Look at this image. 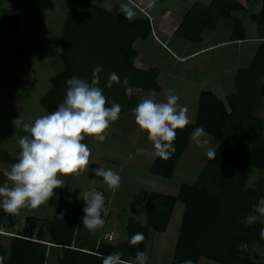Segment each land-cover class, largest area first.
Returning a JSON list of instances; mask_svg holds the SVG:
<instances>
[{
  "label": "trees",
  "instance_id": "obj_1",
  "mask_svg": "<svg viewBox=\"0 0 264 264\" xmlns=\"http://www.w3.org/2000/svg\"><path fill=\"white\" fill-rule=\"evenodd\" d=\"M240 8L235 0H213L203 10H197L196 6L178 26L176 37L198 41L204 29L213 28L219 19ZM200 11L201 20L195 21ZM259 21L264 24V8ZM235 22L232 37L236 39L241 36L242 27ZM150 34L148 23H131L120 15L99 9L92 0H76L63 31L61 59L65 70L50 79V90L39 102L41 107L47 113L56 110L65 98L66 81L76 76L90 82L97 65L103 69L99 86L109 101L108 106L112 93L107 92L106 81L111 72L121 78L120 84H113L115 91L119 89L121 94L125 92L122 83L125 77L133 89L159 91L158 71L134 66L137 54L133 43L145 40ZM262 57L264 46L256 61ZM105 58L107 61L101 62ZM250 75L246 70L237 74V91L225 102L210 91L201 93L195 120L185 129L177 130L176 151L168 160L157 157L151 173L165 180L173 178L179 160L193 143L190 134L198 126L217 144L215 159L208 160L194 184L181 185L176 196L152 193L145 206L146 224L127 218L126 240L117 244L102 242L97 246L96 242L87 246L78 242L82 208L77 204L76 195L62 187L56 189L48 201V205L55 208L52 220L29 217L25 228L8 236L7 244H0L4 264H46L49 244L61 250L59 264H102L101 257L113 252H121L123 259H129L137 251L145 252L151 233L167 231L178 202L185 207L172 264H183L185 260L198 264L201 259L216 264H264V259L253 251L255 247L264 248V239L259 234L264 227L261 222L264 217H259L252 225L241 223L244 216L252 213L253 204L264 197V179L254 188L248 186L250 169L264 171V120L259 117V108L254 109L256 104L259 106L255 96L264 97V85L256 91ZM115 95L117 103L127 105L117 92ZM17 133L19 137L29 135L22 131ZM88 139L86 136L82 142L87 143ZM17 157L2 150L0 165L9 167L17 162ZM4 181L3 171H0V186ZM9 217L12 220L14 215L9 213ZM137 232L143 233L145 239L138 245H130L131 237Z\"/></svg>",
  "mask_w": 264,
  "mask_h": 264
},
{
  "label": "crops",
  "instance_id": "obj_2",
  "mask_svg": "<svg viewBox=\"0 0 264 264\" xmlns=\"http://www.w3.org/2000/svg\"><path fill=\"white\" fill-rule=\"evenodd\" d=\"M75 1L0 0V86L5 90L4 97L19 95V92L14 91V85L10 83L13 82L12 76H14L22 78L25 82H49L48 87V84L39 83V87L45 86L43 87L44 94L38 97L40 102V99L50 90V79L65 70L61 59L63 31L67 16ZM235 1L241 6L239 10L232 11L227 17L219 19L213 28L204 29L199 40L193 42L176 37V30L194 7L197 6V10H203L209 7L213 0H131L137 15L128 21L148 23L151 28L148 38L138 39L133 43V49L137 54L134 66L140 70L156 69L160 90L134 89L132 95L134 99L131 100V97L126 99L125 92L121 94L119 89L115 91L114 85L112 89H108L107 92L112 93L110 96L112 101L117 92V95L122 97L121 100L126 101L127 105L122 106L123 113L120 114V118L110 125L106 133L107 139L104 142L89 137L86 144L89 148L91 147V157L94 159L91 161L90 158L91 166L110 168L117 172L122 180L118 189L106 187L103 192L106 199L105 211L102 213L105 224L102 230L97 229L91 232L83 228L81 218L77 232L78 242L86 246L96 242L97 246L102 242L109 243L106 236L112 234L114 240L110 244H117L115 243V232L120 228H126L128 217L134 218L143 225L146 224L145 206L152 193L176 196L181 185L195 183L209 160L207 158L200 168L197 164L200 160L194 157L189 159L186 152L179 160L173 178L165 180L153 175L151 168L157 156L154 154L152 143L147 139V133L141 131L135 123L132 109L136 106V102L148 96H152L158 102L164 101L168 91L171 90L180 97L178 103L188 107L189 118L193 122L197 116L201 93L210 91L225 102L237 91L235 78L240 71L246 70L251 73L256 91L263 87L264 57L256 61V56L264 46V24L259 21V15L264 8V0ZM92 4L112 15H120L126 19V16L119 10L118 0H92ZM199 13L195 21L201 20L202 12ZM235 21H238L242 27L241 36L236 39L232 37ZM4 23L7 25H3ZM106 61L105 58L101 62ZM52 71L55 75L36 78L37 73L42 75ZM11 73L12 76H10ZM255 98L259 101V106L256 104L254 109L259 108V117L264 120V97L259 98L256 95ZM31 108L35 109L33 105ZM45 114L48 113L39 103V108L33 114L31 113V123L36 117ZM20 116L23 119L29 118H25L24 114L23 116L18 115V113L13 114L12 118L17 119ZM19 138L18 136L17 141ZM208 139L211 141L210 146L216 149L217 144L212 139ZM204 150L202 147L199 148L197 154L204 153ZM97 152H100L99 156ZM187 160L188 163H186ZM6 168H8L6 164L0 165V171ZM60 178L64 181V187L76 195V201L82 208L83 217L85 201L81 194L91 190L82 186L75 174ZM97 178L103 180L102 177ZM46 207H51L48 202L38 209L45 211ZM184 207L181 202L175 205L167 231L162 234L164 235L162 239L156 241V245L160 246L152 247L149 253L147 249L145 250L148 264H172ZM51 209L55 208L51 207ZM6 214L9 215V213ZM32 214L34 210L28 211L20 221H18L17 214H13L14 219L9 224L10 227L5 229H3L5 219L0 220V234H3L0 238L9 240L8 236L15 235L25 228L29 217L47 221L52 218ZM51 214L55 215V210ZM172 230L176 232L172 233ZM125 237L126 234L123 239L116 240L120 243L125 240ZM49 246H51L49 250H58L56 262L59 264L61 250L51 244ZM160 256L167 261L162 263ZM204 260L201 259L198 264L206 261L214 263Z\"/></svg>",
  "mask_w": 264,
  "mask_h": 264
},
{
  "label": "clouds",
  "instance_id": "obj_3",
  "mask_svg": "<svg viewBox=\"0 0 264 264\" xmlns=\"http://www.w3.org/2000/svg\"><path fill=\"white\" fill-rule=\"evenodd\" d=\"M119 10L127 20L137 15L131 0H118ZM102 67L97 65L92 71V79L73 76L66 81V95L56 110L35 118L32 123L23 122L22 117L15 119V128L29 135L18 139L19 153L17 162L3 170L5 181L0 186V208L5 213L19 214L21 209H38L46 204L55 194V190L64 187L62 176L78 175L89 167L92 152L85 137L99 142L107 139L110 125L120 118L122 106L115 100L109 101L100 85ZM120 84L121 78L115 72L108 74L106 86ZM125 94L133 95L134 89L125 77L122 81ZM180 97L169 90L166 100L158 102L152 96L142 99L133 109L132 114L139 129L147 133L152 143L155 156L168 160L176 151L174 141L178 129H185L192 121L189 109L178 103ZM190 140L198 147L205 148V155L215 159L216 151L211 147L202 126L196 127L190 134ZM95 176L102 177L104 183L112 189H118L121 176L103 166L92 169ZM85 201L82 217L83 228L91 232L103 228L105 221V195L100 191L82 192ZM259 214V215H257ZM259 217H264V197L252 206V213L243 217L241 223L252 225ZM264 223V221H261ZM264 239V227L260 229ZM145 239L143 233H135L130 245H138ZM121 252L102 256V264H148L147 253L137 251L134 257L123 259ZM5 257L0 256V264ZM183 264H193L185 260Z\"/></svg>",
  "mask_w": 264,
  "mask_h": 264
},
{
  "label": "rangeland",
  "instance_id": "obj_4",
  "mask_svg": "<svg viewBox=\"0 0 264 264\" xmlns=\"http://www.w3.org/2000/svg\"><path fill=\"white\" fill-rule=\"evenodd\" d=\"M51 75H55L54 72H46L45 74H36V78L39 79L40 77H48ZM12 76V73L11 75ZM13 77V82H10L14 85V91L19 92V95H14V96H9L7 97V95L4 97L5 95V90H3L0 86V151L4 150L9 152L11 155H16L18 156V153L20 151L19 149V145H18V141H17V137H18V133L17 131H22V128H15L13 121L15 120L14 118H12V115L15 113H18V115H22L24 114V117L28 119H23V122H29L31 123V113L33 114L37 108H39V95H43L44 94V90L43 87L45 88V86L43 85V87H39V83L42 84H48L47 87L49 86V82H25V80H23L22 78L18 77L15 78ZM190 77H188L189 79ZM43 93V94H42ZM5 98V99H4ZM4 100V101H3ZM3 101V102H2ZM32 101V102H31ZM31 105L34 106V110L31 108ZM193 107V102L192 105ZM13 109V110H10ZM27 120V121H26ZM213 147V146H211ZM91 148V147H90ZM198 147L192 143L190 145V149L189 151H187V157L189 159H191L192 157L199 159L200 162L197 163L199 165V167L201 168L203 163L207 160V156L205 155V150L204 153H200L197 154L198 152ZM205 149V148H204ZM98 156L100 155V152L96 153ZM91 161H94L93 157H91ZM186 163H188V160L186 161ZM98 166H91V162L89 164L88 169H86L85 171L81 172L80 174L77 175L78 179L80 180V183L82 186H84L87 189H90L91 191L95 190V191H100V192H104L106 190V187H108L104 181L101 178H95V174L93 173L92 169L93 168H97ZM250 179L248 182V186H253L256 187L258 186L259 182L261 179H264V171L258 170V169H250ZM180 181V179H179ZM0 210H2V208H0ZM55 209H51L46 207L45 211L42 209H35L34 210V214L38 217H41L40 215H44V218H53L54 215L51 214L52 211H54ZM28 211H31L27 208L21 209L20 213L17 214L18 217V221H20L24 214H26ZM49 214V215H48ZM51 218V219H52ZM5 219V220H4ZM7 219V220H6ZM14 218H12V220H10L9 215H7L3 210L0 213V220H4V225L5 227L3 229L6 228L7 225L11 224ZM50 219V220H51ZM101 229V228H100ZM22 230V229H21ZM102 230V229H101ZM106 230V229H104ZM107 230H109V228H107ZM172 233H175L176 230H172ZM7 233V232H6ZM116 239L120 240L123 239V236H125V240L127 238V233H126V228L125 229H118L116 232ZM14 234V233H12ZM164 235L162 234H157V233H151L150 237H149V241H148V246L146 247L148 253L149 251L152 249V247H159L160 245H156V241L157 239H162ZM115 239V243H118V241ZM0 242H3V244H7L8 240L1 237L0 238ZM254 252H256L258 255L261 256V258L264 259V248H259V247H255L253 249ZM58 253V250L56 249H50L48 252V261L46 264H57L56 262V255ZM160 260L162 263H165V259H163L160 256ZM206 261V260H204ZM203 264H211L208 263L207 261L204 262ZM214 264V263H212Z\"/></svg>",
  "mask_w": 264,
  "mask_h": 264
},
{
  "label": "built area",
  "instance_id": "obj_5",
  "mask_svg": "<svg viewBox=\"0 0 264 264\" xmlns=\"http://www.w3.org/2000/svg\"><path fill=\"white\" fill-rule=\"evenodd\" d=\"M106 239H107V241L110 243V242H113L114 237H113V235L111 234V235H109V236H106Z\"/></svg>",
  "mask_w": 264,
  "mask_h": 264
}]
</instances>
